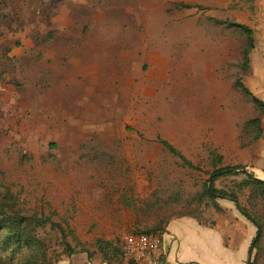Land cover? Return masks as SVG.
<instances>
[{
	"label": "rangeland",
	"instance_id": "1",
	"mask_svg": "<svg viewBox=\"0 0 264 264\" xmlns=\"http://www.w3.org/2000/svg\"><path fill=\"white\" fill-rule=\"evenodd\" d=\"M255 19V0H0V211L45 220L46 264H136L122 244L153 224L148 204L208 221L217 203L241 213L205 189L218 156L243 163L217 142L256 134L258 111L235 86L246 34L228 24ZM239 195L264 223V201ZM3 254L25 259L14 244ZM249 261L264 264V234Z\"/></svg>",
	"mask_w": 264,
	"mask_h": 264
},
{
	"label": "crops",
	"instance_id": "2",
	"mask_svg": "<svg viewBox=\"0 0 264 264\" xmlns=\"http://www.w3.org/2000/svg\"><path fill=\"white\" fill-rule=\"evenodd\" d=\"M255 14L257 19L249 21L248 27L254 31L257 48L252 53L251 71L244 83L264 101V57L261 58L259 52L264 43V0H255ZM262 121L264 129V117ZM238 137L240 133L233 129L229 137L223 136L217 145H225L224 150L230 145L234 158L241 160L247 169L250 164L251 172L264 179V148L260 147L264 143V133L257 143L244 149ZM222 208L225 213L212 219L214 225H202L190 217L172 220L163 235L166 264H248L255 226L237 210Z\"/></svg>",
	"mask_w": 264,
	"mask_h": 264
},
{
	"label": "trees",
	"instance_id": "3",
	"mask_svg": "<svg viewBox=\"0 0 264 264\" xmlns=\"http://www.w3.org/2000/svg\"><path fill=\"white\" fill-rule=\"evenodd\" d=\"M181 6L186 9L192 8L191 5L182 4ZM228 24L240 28L246 34V44L243 55L244 63L242 65V71L245 73V75H247L251 71L252 53L254 52L257 46L254 31L246 25H238L229 22ZM235 86L251 99V101L255 105V108L258 111V117L250 120L249 123L246 125L247 128L252 126L257 127L256 134L254 135V137L249 142L241 145L242 148H246L257 143L263 136L264 129L262 119L264 117V101L257 98L245 86L241 78L237 79ZM162 144L165 146V148L169 150V152H171L173 155L185 162V164L193 166L192 163L188 161L186 157L181 154L169 142L163 141ZM223 160L224 159L222 156L217 157V161L215 163V170L211 173L208 179V184L205 189V195L206 197L214 201L218 200V198L232 199L233 201H235V204L240 210V212L255 226L257 235L259 236V240L255 241L254 238L251 249L252 254L253 250L257 249V246L261 243V238L264 234V223L260 218L258 212L255 211V209L253 212H250L248 209L241 205L239 194H243L245 193L246 189H250L252 199H255L257 201H264V179L258 177V175H256L254 172L248 170L244 171L245 169H247V167L244 165L225 167L220 166L223 165ZM239 175H244L245 179L237 185L236 191L228 193L216 188V182L219 179L223 177ZM202 200L203 199L200 200L201 203ZM124 204L126 206H130L126 200H124ZM215 207L218 213H225V210L218 203L215 204ZM143 214L145 216H148L153 224L147 226L146 230L137 231L135 232V234H159L163 236L167 233V228L172 220L185 217L194 218L202 225H214L213 222L208 221L203 217L201 218L194 216L193 214H186L184 212L177 215L170 213L167 214L164 209H162L161 207H157V205L154 204L146 205ZM140 224H142L141 221L138 222V225ZM45 225L46 222L43 219H31L17 215L15 213H9L8 211H0V264H6V258H4L3 250L8 244L17 245L18 249L24 252L25 259L22 264L29 263L28 257H31L34 264H46V254L44 252V248L39 247L40 241L35 234L38 227H44ZM2 231L7 234L6 238H4L5 236H2ZM67 247L69 248V252L71 255L76 253V250L71 249L70 245H67ZM42 257L45 260H43ZM14 258L15 257L13 256V259Z\"/></svg>",
	"mask_w": 264,
	"mask_h": 264
},
{
	"label": "built area",
	"instance_id": "4",
	"mask_svg": "<svg viewBox=\"0 0 264 264\" xmlns=\"http://www.w3.org/2000/svg\"><path fill=\"white\" fill-rule=\"evenodd\" d=\"M122 251L128 261L136 264H166L163 236L159 234H128Z\"/></svg>",
	"mask_w": 264,
	"mask_h": 264
},
{
	"label": "water",
	"instance_id": "5",
	"mask_svg": "<svg viewBox=\"0 0 264 264\" xmlns=\"http://www.w3.org/2000/svg\"><path fill=\"white\" fill-rule=\"evenodd\" d=\"M247 169H245L244 171H246ZM224 199H227V200H229V201H232V202H234L235 203V201H233L232 199H230V198H224ZM258 240V237H256L255 238V241H257ZM248 264H251V261H249V263Z\"/></svg>",
	"mask_w": 264,
	"mask_h": 264
}]
</instances>
